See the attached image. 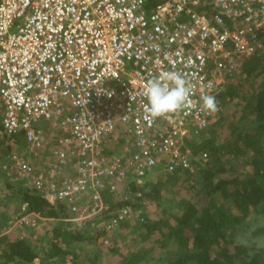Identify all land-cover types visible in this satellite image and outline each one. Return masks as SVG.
<instances>
[{
  "label": "built area",
  "instance_id": "obj_1",
  "mask_svg": "<svg viewBox=\"0 0 264 264\" xmlns=\"http://www.w3.org/2000/svg\"><path fill=\"white\" fill-rule=\"evenodd\" d=\"M263 28L264 0H0L2 129L35 150L47 141L39 126L47 120L61 147L53 166L76 160L77 174L57 182L15 152L18 177L51 205L66 206L79 230H113L133 207L106 218L114 211L103 190L116 195L119 184L158 166H190L187 140L219 116L202 108L201 97L225 90L219 73L233 76L261 45ZM162 72L190 84L192 107L148 119L144 88ZM121 134L128 144L105 154L106 141ZM42 218L24 202L0 237Z\"/></svg>",
  "mask_w": 264,
  "mask_h": 264
},
{
  "label": "trees",
  "instance_id": "obj_2",
  "mask_svg": "<svg viewBox=\"0 0 264 264\" xmlns=\"http://www.w3.org/2000/svg\"><path fill=\"white\" fill-rule=\"evenodd\" d=\"M260 42L232 77L226 75L229 82L216 96L218 119L200 136L187 140L190 166L149 173L143 182L128 180L124 184L132 186L131 192L142 195L122 198L112 206V214L104 213L109 218L131 204L142 216L137 226L126 219L111 231L66 227L64 218L70 217L66 206L51 205L36 190L25 188L28 212L52 220L54 234L48 244L42 242L45 235L38 241L33 232L2 235L0 264H264V247L250 242L264 234V225L249 234L264 218V28ZM19 137L7 138L18 144ZM154 176L156 180L151 179ZM109 193L103 190L107 201ZM144 198L157 201L158 218L148 215ZM123 230L136 244L128 247L122 260L111 256L105 260L97 251L83 258L82 252L71 248L80 242L96 244L101 236L113 241ZM157 234L156 244L146 246L147 241H156ZM108 250L120 251L115 245Z\"/></svg>",
  "mask_w": 264,
  "mask_h": 264
},
{
  "label": "rangeland",
  "instance_id": "obj_3",
  "mask_svg": "<svg viewBox=\"0 0 264 264\" xmlns=\"http://www.w3.org/2000/svg\"><path fill=\"white\" fill-rule=\"evenodd\" d=\"M219 77L221 79L225 80L226 83L229 82V79L226 77V75L224 73H219ZM220 110L221 109H219V112H221ZM50 125H51V122H49L47 120H42L40 122V124H39V126L44 128V129H46ZM56 133H58V132H56ZM126 138H128L127 135H121L118 141H116V140H107L106 143H105V150H104L105 154L114 155V154L120 153V151H122L124 145L128 144L127 141H126ZM10 143L11 142L9 141V145L8 146H11ZM6 144H7V140L4 138V135L0 131V152H1V150H4V146H6L5 147L6 153L4 155H2V153H0L1 154L0 158L2 159V162H1L2 169H0L1 171H4V169L5 170L7 169V171L11 169V168H9V155L11 154L9 152L12 149L8 150L9 148H8V146ZM75 162H76V160L72 161V163L74 164L72 167L75 166ZM4 166H6V167H4ZM3 167H4V169H3ZM163 169H165V168H163L161 166L160 168H155L154 172L157 173V172H159V171H161ZM151 179L152 180H156L157 178H156V176H154ZM136 181L143 182L144 178L137 179ZM2 184H1V186H2ZM131 188H132V186L129 183L128 184H124V183L119 184L117 194L114 195L112 193H109L110 194V198H108V201L107 200L106 201L111 206L117 204L120 200H122L124 194H126V193L130 194L129 191L132 190ZM4 190L6 192L8 191L10 193L8 188L4 187ZM3 192L4 191H2V193ZM5 196L0 198V225L7 224L9 222V220L14 218V216H16L19 213V210L21 209V205H22L21 202H20L21 199L19 198V196H18V198H12L13 197L12 195L10 197L8 196V198L5 197ZM131 196H135V195L132 194ZM7 199H9L10 203L8 204V206L7 205L5 206V202H6ZM142 201H143L144 205L146 206V208L148 210V215L151 218L155 219V218H158L160 216L159 213L157 212L158 211V209H157L158 207H157V204H156L157 201L155 199L150 200V199L144 198V199H142ZM141 218H142V216L139 215V212L138 211L137 212L134 211L129 216V218L127 220L130 221V225H132V227H135V226H137L139 221H142ZM64 220H66V221H64V226L70 227V228H73V227L77 228V226L75 225L74 222L68 220L67 218H64ZM257 225H259V226L260 225H264V218H262L260 220V222L259 221L255 222V224L251 228V231L249 232V234L253 233V230H255ZM31 232L34 233V237L35 238H38L37 239L38 241L41 240L40 238L45 235L46 237H45L44 240H42V242L48 244V242H47L48 238H52L53 234H54L52 220L45 219L43 217L42 219H38V222L35 225H33V226L31 225L29 227H26L25 229H23L21 231L18 230V229H14L11 232V234H13V235H25L26 236L27 234H29ZM88 232L91 233V231L87 230V233ZM128 236H129V232H127L126 230H123L122 231V235H119V237L117 235V237L113 241L112 240H108V242L105 243V242H102L101 241V237H99V240H98V242L96 244L90 243V242H80L79 245L71 246V248L77 249L78 251L82 252L83 258H85L86 256L88 257L90 252H92V251L96 252L97 251V253H100L101 258H103L105 260L110 258V256L113 257V258H116L118 260H122L123 256L127 253L128 247L134 246L136 244V242L130 243L131 240L128 239ZM158 237H159L158 234L155 235L154 239L156 241H150L149 240V241H147V245L146 246L155 245L156 242H157ZM244 241L245 242H249L248 240H244ZM250 242H252L251 244L254 243L258 247H264V234L258 235V236H253L251 238ZM105 245H107V246H105ZM112 245H115L117 247V249L119 248L120 251L116 252V253L111 252V251L109 252L108 249L111 248ZM67 258L69 260H71L72 259V255L69 254L67 256ZM25 264H33V263H25Z\"/></svg>",
  "mask_w": 264,
  "mask_h": 264
},
{
  "label": "crops",
  "instance_id": "obj_4",
  "mask_svg": "<svg viewBox=\"0 0 264 264\" xmlns=\"http://www.w3.org/2000/svg\"><path fill=\"white\" fill-rule=\"evenodd\" d=\"M3 111H4V106L0 98V131L4 135V138L7 140L6 145L8 146L10 140L9 138H7L8 135H6L5 132L3 131L2 124H1ZM56 132L57 131L54 128H52L51 125L48 126L46 128L47 141L45 145L42 148H38L35 150L30 149L27 145L25 138L23 136H20L19 139H21V141L18 144H14V141L13 142L10 141L11 147L8 146L9 148L8 150L10 149L12 150H10L9 153L13 154L16 152L20 154L24 160H26L27 162L31 163L34 166L36 172H43L47 174L49 177H51L52 179H54L55 181L61 182L65 176L76 175L77 172H76V168H74L75 166L72 167L74 165L72 161L69 162L67 165L57 164L56 167L53 166V164L57 162V153H58V150L61 148L57 142L58 133ZM121 135H124V134H121ZM5 147L6 146H4V150H1L0 152L2 153V155L6 153ZM10 155H9V168L11 169L7 171V169L6 170L4 169V167L6 166H4L3 167L4 171L0 170V192L4 191L3 194H5L6 195L5 197L7 198L10 194L13 196L12 198H18L19 196V198L21 199L20 202L21 204H23L24 200H23L22 192L23 190H25V188H28V187H26L25 185V180L18 177L16 173L15 164L10 161ZM1 162H2V159L0 158V169H2ZM1 184L3 187L1 186ZM4 187L8 188L10 193L8 191L6 192L5 191L6 189L4 190ZM9 203L10 201L9 199H7L5 202V206L6 205L8 206Z\"/></svg>",
  "mask_w": 264,
  "mask_h": 264
},
{
  "label": "clouds",
  "instance_id": "obj_5",
  "mask_svg": "<svg viewBox=\"0 0 264 264\" xmlns=\"http://www.w3.org/2000/svg\"><path fill=\"white\" fill-rule=\"evenodd\" d=\"M192 88L178 73L162 72L159 76L147 81L144 88L146 118L155 119L169 113L192 107ZM202 108L209 113L218 111L214 95L201 97Z\"/></svg>",
  "mask_w": 264,
  "mask_h": 264
}]
</instances>
